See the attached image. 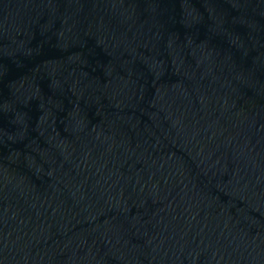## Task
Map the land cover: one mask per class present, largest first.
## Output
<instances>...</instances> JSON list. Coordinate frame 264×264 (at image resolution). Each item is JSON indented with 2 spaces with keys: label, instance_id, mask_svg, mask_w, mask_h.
<instances>
[{
  "label": "water",
  "instance_id": "1",
  "mask_svg": "<svg viewBox=\"0 0 264 264\" xmlns=\"http://www.w3.org/2000/svg\"><path fill=\"white\" fill-rule=\"evenodd\" d=\"M0 264H264V0H0Z\"/></svg>",
  "mask_w": 264,
  "mask_h": 264
}]
</instances>
